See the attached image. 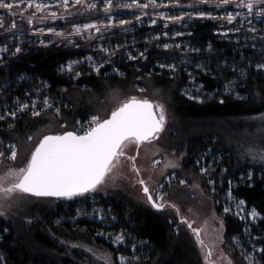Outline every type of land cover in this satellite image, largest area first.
<instances>
[{"label": "trees", "instance_id": "1", "mask_svg": "<svg viewBox=\"0 0 264 264\" xmlns=\"http://www.w3.org/2000/svg\"><path fill=\"white\" fill-rule=\"evenodd\" d=\"M167 1L173 4L172 0ZM188 1L178 0L177 4ZM193 9L191 11H197L198 7ZM6 15L4 18L9 21ZM90 18L93 16H84V19ZM261 21H264V17H261ZM72 23V20H68L57 25L66 31ZM221 23L223 28H220ZM251 26V22L239 20L231 23L212 18L187 20L180 27L183 33L178 37L179 43L166 49L163 45L167 39L160 38L157 43L155 39L147 36L148 31L156 27L148 26L146 20L134 22L132 31L124 28L116 30L120 33L113 41L120 44V47L115 49V55L94 52L97 56L109 58L111 63L103 66L99 74L92 68L81 65L83 69L80 68L79 71L83 75L78 77L59 69L69 60L90 52L80 48L73 49L65 46L66 44L55 45V42L64 44V38H54L51 44L45 45L39 44V41L28 33L22 35L23 41L20 43L10 39L11 34H1L0 41L11 43L10 52L13 53L0 60V102L9 103L12 98L23 99L27 91L34 94L33 88H41L48 95L60 97L62 102L66 101L70 105L69 108L62 109L58 116L52 110L42 111L38 116L23 111L14 119L8 117L0 120V146L4 160L9 154L7 145L10 142H14L18 147L19 144L27 145V138L32 134L34 126L31 121L47 115L56 118L58 125H71L76 119L85 118L90 114L88 111H74V103L70 100V95L74 92L87 96L100 87L110 86L116 87L125 95H131L137 93L140 85L147 93L155 92L160 96L168 108L171 123L156 142L165 150L174 152L176 156L184 155L180 167L174 170L177 181L168 186L166 197L177 202L181 208L187 205L196 207L198 199L193 197V193L186 186L179 184L178 180L184 178L189 183L197 182L202 190L210 195L205 206L198 207L202 210L214 207L222 217L223 251L228 254L233 264H247L240 248L233 242V237L242 235L245 225L238 217L222 210L217 195L209 192L208 180L217 179L219 176L226 187V180L231 178L234 181L231 186L232 194L238 199H243L247 207L256 208L262 215L259 225L264 229V175L260 173V166H251L249 162L238 159L239 144L227 129L228 123L233 126L236 121L245 118L248 123L247 132H251L255 127L253 116L264 112V69L256 67L257 64L264 63V31L258 27V32L253 33L250 31ZM224 29L227 31L223 32ZM232 29L241 30L236 32ZM123 35L127 36V40L136 37V45L143 50L144 58L138 57L132 61L121 58L126 50V46L122 44ZM253 36L257 39L253 40ZM17 45L21 49L20 52L13 50ZM180 55L186 64L175 73V78L170 71L155 66L162 60H177ZM197 64L204 65L209 71L197 68ZM114 68L119 69L122 75L112 72ZM188 71L203 85L202 93L207 96L202 103L185 97L181 92L184 86L191 84ZM241 72L246 75L242 76ZM228 81H235L234 92H223ZM236 92H239L242 98H238ZM221 99L224 100L223 103L220 102ZM47 120L49 119L46 117V120L41 122L46 123ZM9 125L14 127L10 128ZM236 127H233L232 131L236 130ZM258 129L264 137V130ZM263 141L264 139L261 140ZM206 151L231 152L222 162L227 171H220L219 167L212 168L206 175L202 174L197 160ZM249 166L252 167L253 177L242 178L241 169ZM99 201L104 209L109 208L111 216L115 218L109 228L124 231L128 235L127 241L133 238L135 242L142 243L148 253L146 261H154L155 264H204L187 229L182 225L174 228L175 218L171 211L156 210L148 203L116 187L99 193ZM83 203L81 200V204ZM76 205V200L71 199L38 198L29 194L19 196L7 216L0 217V264H82L75 257L80 256L76 254L78 252L75 247L70 248L59 241L57 226L53 222L54 217L72 216ZM78 223L91 235L97 231L95 226L101 225L88 220H80ZM96 240L102 242L100 238ZM107 245L113 253L131 254L128 249Z\"/></svg>", "mask_w": 264, "mask_h": 264}, {"label": "rangeland", "instance_id": "2", "mask_svg": "<svg viewBox=\"0 0 264 264\" xmlns=\"http://www.w3.org/2000/svg\"><path fill=\"white\" fill-rule=\"evenodd\" d=\"M6 2H11V0H6ZM42 2L50 5V7L41 12H36L34 5L32 7H29L27 0H22L21 4H18L12 8L11 12L16 13L15 16H13L7 9H0V17L3 18V22L2 24H0V29L2 30L0 33L11 34L9 38L16 40V43H20L23 41L22 35L25 33L33 35L35 40L39 41V44L45 45L51 44L54 38H64L66 39V41H64V44L63 42H55V45L64 46L66 44L65 46H70L71 48L73 47V49L80 48L85 50L86 52H90L84 56H81L80 58L71 59L81 61L78 65L74 66L75 71H73L72 73L74 74V76L76 71H79L80 68L83 69L81 65L85 68H92L89 61L85 59L86 57H93V63L101 64L102 67L108 64L106 61H110L109 58L97 56L94 52H102L104 55H108L107 52H104L101 49L107 48L110 51H115V49H117V46H120V44L113 41V38L120 33L118 31L116 32L118 28H124L127 31H132L134 22L138 23L141 20H146L148 26L156 27V29L148 31L147 36H149V38H153L159 35V39H167L165 44L173 45L179 43L178 37L181 36V34L183 33V31L180 30V27L183 26L184 21L195 20L197 18L201 19V17L197 15H192L183 16V18L178 21L165 20L164 17L158 15L159 12H164L166 16H181L183 13L205 12L211 13V17H217L218 20L225 21H227L225 17L227 16L228 12L233 13V15L239 13L236 20H239L240 22H251L253 25L251 26V28L257 29L259 27L263 28L264 31V21H261V17H264V14L257 15V13H261L262 4L259 2H255V0L251 15L248 14L247 8L240 9L236 7L237 3H239V0H233V3L230 6L222 7L216 6L219 3V0H208L207 3H198L197 0H189L184 4H171L167 0H157V3L160 6L157 8L149 6V8L144 9L143 11L146 13L145 15H141V9L139 8L124 7V5L130 4L131 0H112L111 6L109 7V11L107 12H105V8L108 7L105 4V0H83L82 4H76L75 0H69V6L67 8H65L62 4L57 5L56 0H42ZM138 2L143 4L146 2V0H138ZM93 3L95 4L94 8L87 7L88 4ZM196 7H198L197 11H191L194 10L193 8ZM53 12L57 14L55 19L51 18L50 15ZM5 13H8V15H6ZM33 13H35V18L33 19L32 23H29L28 17L32 16ZM5 15L9 19V21L5 20ZM91 15L93 16V18L84 19V16ZM137 16H140V20L135 19V17ZM40 17H45V19L41 20ZM151 19H156L157 23H150ZM68 20H72L73 22L69 26V30L65 31L59 28V26L57 25L59 22H66ZM121 20L130 21L131 23L121 25L119 23ZM14 22L15 28H12L11 26ZM85 24H94V27L90 29H84L83 27H81V31L79 33L73 30V25L83 26ZM223 27L224 26L221 23L220 28ZM48 28H52L54 31L48 32L46 30ZM97 28L100 29L99 32L96 31ZM226 31L227 29L223 30V32ZM59 32H63L65 33V35H56V33ZM165 32L167 33L166 36L164 35ZM177 33H179L180 35H176ZM122 38V44L126 46V50L123 56H121V58L126 61L136 60L138 57L144 58V55H140V53H144L143 50L136 45V37H130L127 40V36L123 35ZM159 39H155L157 43ZM41 41H43V43H41ZM244 42L247 43L246 41ZM10 45L11 43L9 42L0 41V48L7 49L6 52H0V60H2L4 56L13 53L10 52ZM17 47L18 45L14 47L13 50L15 51ZM129 54H131L132 57H136V59H130ZM68 62L63 65H67ZM162 64H177L179 65L180 70L181 68L183 69V67L181 66H185L186 61L180 55L178 56L177 60H162L156 63L155 66L161 68L160 65ZM161 69L169 71L167 68ZM189 72L190 71H188V73ZM196 84L200 85L197 81ZM187 87H192V84L187 85ZM37 89L38 88L32 89L34 94H30L27 91L23 99L12 98L9 103L0 102V115H3L5 112L15 111L19 107V104L22 103H27L31 105V101L34 98L38 97L39 100L42 101L45 96L50 98L52 102L51 108L45 109L43 103H39L35 111L42 112L52 110V112L57 113L58 116L62 109L70 107L69 103H67L66 101L62 102V98L52 97L41 88V91L37 92ZM192 94H198L202 96L203 101L205 100V96H207L203 94L202 91L200 93L194 92ZM131 96L151 100L154 104H163L167 112V122L165 128L170 125L171 122L168 108L163 99L158 96L155 92L147 93L144 87L140 85L138 86L137 93L131 95H125L121 93V91L116 87L110 86L100 87L94 93H91L87 96H83L78 92H74L70 95V100L74 103V111H88L91 113L88 114L85 118L76 119L71 125H65L64 123L58 125L55 122L56 118L47 115H45L44 117L41 116L40 118L31 121L30 123L34 126L32 134L30 136H32L33 138L31 140L27 138V147L24 145L20 146V144L18 147L17 145L18 155L15 160L8 159V157H10L11 155V149L8 147V145L15 143L10 142L7 145L9 154L6 155L5 160H0V176H5L8 173L9 169L19 168L23 166L26 160L30 157L31 151L35 148L39 139L43 135L63 133L67 130L76 131L80 128L82 124L86 125L92 115H100L106 117V115L109 114L110 111L115 106H117L120 101H123ZM184 96L187 97L186 95ZM17 99L19 100V103H16ZM56 109H59L60 111L57 112ZM33 110L34 109L30 106L24 111H29L32 114ZM46 117L49 120H47L46 123L41 122L43 120L45 121ZM253 117L255 119V124H253L255 127L251 130V132H247L249 130L246 129V124L248 123H246L245 118L236 121V125L233 126L228 123L227 129L228 131L232 132V136L236 138V142L239 144L238 159L242 162H249L250 164H252L251 166H260V173L264 175V167H262L260 163V156L264 155V141L261 142L264 137L259 133L260 131H258V128L264 130V112L257 114ZM235 126H237L236 128H234L236 130L232 131V128ZM156 140L157 139L145 141L140 143L139 145H137L136 143H130L125 149L127 155H137L138 153L136 164L140 168L139 174L132 171L130 163L122 157L121 162L116 166L114 172L109 174L107 182L104 185L100 186L98 190L90 191L88 193L73 196L70 198L53 197L56 200H76L78 204L76 205V209L73 210L74 213L72 216L54 217L55 219L53 222L57 226L56 229L58 230L59 241L67 244L70 248L75 247L76 251L78 252L76 254H80V256L75 257L78 258V260L82 264H120V256L128 258L127 264H155L154 261H146L148 253L147 250L143 248V244L140 242H135L133 238H130V241H127L128 235L125 234L124 231L123 232L125 234V240L123 242L119 244L112 242L115 239V235L121 233L122 230L116 231L114 229L109 228L111 224H113L115 219H113V217L111 216L109 208L104 209L99 201V193L102 194L105 192L106 189L116 187L121 188L132 196L136 197L137 199L148 203L146 195L141 191L142 186L138 183V180L140 178L145 179L150 190H152L153 187L157 184L163 186L161 191L163 193L164 202L166 204L165 211H171L172 215H174L175 223L173 225L175 229L178 228L177 226L182 225L191 234L192 238L195 241L199 256L204 264H227V260H225L223 257L229 256L223 251L221 242V236L224 240V227L222 231L220 228V221L222 220V217L216 212V209L214 207H211L209 210H202L200 207H198L199 205L205 206L207 201H209L210 195L206 194V192L202 190L201 186L197 182L189 183L187 179L185 180L184 178H182L178 180L179 184L186 186V188L193 193V197L196 200L198 199V206L192 207L191 205H187L185 208H181L177 202L170 201L169 198L166 197L168 193V186H170L171 182L175 183L177 181L174 170H177L180 167L181 160L184 158V155L182 154L176 156L174 152H169L165 150L162 146L158 145ZM0 152H2L1 146ZM230 153L231 152L227 151H220L217 153L206 151L198 158L197 165L199 166V168L210 167L211 169H216L221 167L220 171H222L225 169L224 164H222V162H224V158ZM253 155L256 156V160H253ZM234 159L236 161V157ZM6 160L7 162L5 163ZM153 161H157L158 163L154 164ZM168 161H175L177 166L174 168L165 167ZM251 166L241 169L240 176L242 178H248L249 171L252 172ZM169 171H172V173L169 174ZM211 180L214 181V184L208 183L210 187L209 192L211 194L217 195L218 203L221 204L222 210L224 211V208L226 206L229 207L231 209L229 213L238 217L240 220L243 221L245 225L242 235L239 237L242 246L247 250L245 255L253 251L252 245H255L256 249L264 247V229L261 228L259 225V221L262 219V215L260 214V217L253 220L250 216L247 215V213H249L252 208L247 207L246 205L243 211H241L240 214L237 215L235 203L230 202L226 198L227 193L229 191V187L232 186L234 181L231 178H228L226 180L225 187L223 182L220 180L219 176H217V179ZM180 181H185V183H180ZM229 181H231V185L229 184ZM13 182L14 178L8 177L3 184V187L7 188L9 184ZM213 188L215 189V191H213ZM2 195L6 194L0 193V196ZM21 195L22 194L18 191L11 194L10 198L5 201L6 214L0 217L7 216L8 212L12 208V205L17 202L19 196ZM158 195L159 193L154 195L153 199H157ZM199 198H202L205 201ZM235 199L240 200L236 197ZM81 200H83V204H81ZM211 201L213 203L212 198ZM157 202L160 201L157 199ZM9 205L10 207H8ZM171 205H175V207H172ZM177 208L179 209V212H177ZM98 210H102V213ZM78 212H80L81 214L77 215ZM101 215L105 217L103 220L100 219ZM241 217H244V219H242ZM80 220L94 221L101 225L95 226L97 231H94L91 235L85 227L79 225L78 222ZM189 224H191V227H189ZM252 227H254L255 229H252ZM246 228L249 230L248 232L244 231ZM193 229H200L199 240L203 241V245L198 242L197 234L193 231ZM101 233H103L104 235H101ZM108 234H112L111 237ZM96 238H100L102 242L99 243ZM107 244H110V246L113 248L120 247L122 249H128L129 251H131V254L124 255L121 253H113ZM133 245H136V247L133 248ZM138 247L139 249H137ZM89 249H91V251H89ZM209 250H211L210 255ZM257 259L264 261V256L257 254Z\"/></svg>", "mask_w": 264, "mask_h": 264}, {"label": "snow or ice", "instance_id": "3", "mask_svg": "<svg viewBox=\"0 0 264 264\" xmlns=\"http://www.w3.org/2000/svg\"><path fill=\"white\" fill-rule=\"evenodd\" d=\"M28 6L32 7L34 5L36 12H41L46 10L50 5L45 4L42 0H27ZM198 3H207L208 0H197ZM262 4L261 13L257 15L264 14V0H255ZM22 0H11V2H6V0H0V9H7L13 16L16 13L11 12L12 8L18 4H21ZM76 4H82L83 0H75ZM112 0H105V4L108 6L105 8V12L109 11ZM173 4H177L178 0H172ZM233 3V0H219L217 7L230 6ZM56 4H62L65 8L69 6V0H56ZM152 6L157 8L160 5L157 3V0H146L145 3L141 4L138 0H131L130 4L124 5L127 8H139L141 9V15L146 13L144 9ZM88 8H94L95 4H88ZM237 8L248 9V14H252L254 7V0H239V3L236 5ZM51 18H56V13L53 12L50 14ZM159 16L165 18V20L178 21L183 18V16H192L197 15L201 18L211 17V13L199 12V13H183L181 16H166L164 12H159ZM233 13L228 12L225 17L229 23L237 19V16ZM35 18V13L32 16L28 17L29 23L33 22ZM212 19H217V17H211ZM41 20L45 17H40ZM136 20H140V16L135 17ZM3 18L0 17V24H2ZM121 25L129 24L130 21L119 22ZM150 23L156 24V19H151ZM15 28V22L11 26ZM81 27L84 29H90L94 27V24H85L83 26L73 25V30L77 33L81 31ZM48 32H53L52 28L46 29ZM241 29H233V31L239 32ZM97 32L100 31L99 28L96 29ZM251 32L257 33L256 28H251ZM58 36H64L65 33L59 32L56 33ZM166 36L167 33L165 32ZM176 35H180L177 33ZM153 39H159V35L153 37ZM253 40H256L257 37L253 36ZM71 42V41H69ZM43 43V41H41ZM254 46V45H253ZM120 46H117V49ZM164 48L173 47L170 44H164ZM175 47H180V45H175ZM104 52H107L110 56L115 55V51H110L107 48L101 49ZM6 48H0V52H6ZM16 52H20L19 47L16 48ZM193 51H199L198 49H193ZM141 56L144 53H140ZM130 59H136L129 54ZM92 67L93 71H96L98 74L102 68L101 64L93 63L94 58L89 56L86 57ZM81 61L70 60L67 65H62L59 69L61 72H67L69 75L75 71L76 65ZM110 63L111 61H106ZM161 68H167L175 78V73L179 71V65L177 64H167L160 65ZM257 69H264V63L256 65ZM197 68L203 69L204 71H209L202 64H197ZM114 73H119V69L114 68ZM122 75V73H119ZM83 75L82 72L76 71L75 76ZM241 75H246L245 72H241ZM189 80L192 84V87H184L181 89V92L186 95L189 99L195 100L198 102H203V98L200 95H193L192 93H200L203 90V85L196 84L195 77L189 72ZM235 81H228L225 84V92H234L235 90ZM40 89H37V92H40ZM235 95L238 98L240 93L236 92ZM224 102L223 99L220 101ZM16 103H19L17 99ZM39 103H43L45 109H50L52 102L49 97L45 96L42 101L39 98H34L31 101V105L27 103L19 104V107L12 112H5L3 115H0V120L12 117L13 119L17 116L19 112H22L28 109L30 106L34 109L32 112L33 116H38L41 113L35 111ZM155 109V110H154ZM59 112V109H56ZM167 122V112L163 104L156 103L153 104L147 99H137L136 96H131L126 98L123 101H120L117 106H115L109 114L105 116L92 115L90 120L86 125H81L76 131H65L62 134L56 135H44L40 139L39 143L35 146L34 150L31 151L30 157L26 160L23 166L19 168L9 169L8 173L5 176H0V193H5L6 195L0 196V216L6 214L5 201L10 198L11 194L14 192H20L21 194H31L38 198L43 197H73L77 195H82L90 191H95L104 185L108 178L109 174L114 172L116 166L121 162V158H125L129 163L131 170L140 173V168L136 164L137 155H127L125 149L130 143H136L139 145L144 141H151L157 139L160 134L164 131L165 125ZM9 127H14V125H9ZM33 137L29 136L28 139L31 140ZM8 147L11 149V155L8 159L15 160L18 155V149L16 144H9ZM4 159L3 152H0V160ZM253 160H256V156L253 155ZM153 163H158L153 161ZM214 163V161H213ZM261 166L264 167V155L260 156ZM177 164L175 161H168L165 167H176ZM212 169L210 167H201L200 172L202 174H208ZM222 171H227L226 169ZM8 177L14 178V182L9 184L7 188L3 187L4 182ZM253 173L249 171L248 178L251 179ZM138 183L142 186L143 192L147 195L148 200L152 203L153 207L156 209H164L166 204L164 202L162 185L157 184L153 187L152 190L149 189L148 184L145 179L140 178ZM180 183H185V181H180ZM209 184H214V181L209 179ZM231 185V181H229ZM213 191L215 189L213 188ZM159 193L157 199L160 202H157V199H153V196ZM230 202H234L236 205L237 212L239 215L243 211L246 202L243 199L236 200L232 195L231 186L227 193L226 197ZM175 207V205H171ZM10 207V205L8 206ZM102 213V210H98ZM231 209L229 207L224 208V212L228 213ZM177 212L179 209L177 208ZM81 213L78 212L77 215ZM253 220L260 217V213L257 212L256 208L253 207L252 210L247 213ZM105 217L100 216V219L103 220ZM244 219V217H241ZM115 219V218H113ZM183 222V218H182ZM191 227V224H189ZM223 221H220L221 231L223 230ZM197 234L198 242L203 245V241L199 240L200 229H193ZM248 232L246 228L244 230ZM101 235H104L101 233ZM110 237L112 234H108ZM125 240V234L122 231L119 234L115 235L113 243L119 244ZM221 242L223 239L221 236ZM233 242L240 248L241 255L244 256V259L247 261V264H264V261L257 259V254L264 256V247L256 249L255 245H252L253 251L246 253V249L242 246L239 237H233ZM136 245H133L135 248ZM91 251V249H89ZM211 250H209V255ZM107 258V257H106ZM227 260V264H232L230 257L224 256ZM127 259L124 256H120V264H127ZM207 259V257H206Z\"/></svg>", "mask_w": 264, "mask_h": 264}, {"label": "water", "instance_id": "4", "mask_svg": "<svg viewBox=\"0 0 264 264\" xmlns=\"http://www.w3.org/2000/svg\"><path fill=\"white\" fill-rule=\"evenodd\" d=\"M137 99H141V98H137ZM148 100V99H147ZM151 103H153L151 100H149ZM154 104V103H153ZM155 110V109H154ZM67 131H72V130H67ZM65 132V131H64ZM56 134H62V133H53V134H45V135H56ZM44 136V135H43ZM43 136L40 138V139H42L43 138ZM40 139H39V141H40ZM39 141H38V143H39ZM145 142V141H144ZM37 143V144H38ZM36 144V145H37ZM34 150V149H33ZM142 191V193H144L143 192V190H141ZM145 194V193H144ZM29 195H31V194H29ZM146 195V194H145ZM54 198H57V197H54ZM60 198H62V197H60ZM146 198H147V195H146ZM147 201H148V203L153 207V205H152V203L148 200V198H147ZM154 208V207H153Z\"/></svg>", "mask_w": 264, "mask_h": 264}, {"label": "flooded vegetation", "instance_id": "5", "mask_svg": "<svg viewBox=\"0 0 264 264\" xmlns=\"http://www.w3.org/2000/svg\"><path fill=\"white\" fill-rule=\"evenodd\" d=\"M149 204V203H148ZM150 205V204H149ZM151 206V205H150ZM152 207V206H151ZM153 208V207H152ZM154 209H156V208H154ZM156 210H165V208L164 209H156Z\"/></svg>", "mask_w": 264, "mask_h": 264}, {"label": "built area", "instance_id": "6", "mask_svg": "<svg viewBox=\"0 0 264 264\" xmlns=\"http://www.w3.org/2000/svg\"><path fill=\"white\" fill-rule=\"evenodd\" d=\"M3 34V33H0V35Z\"/></svg>", "mask_w": 264, "mask_h": 264}]
</instances>
